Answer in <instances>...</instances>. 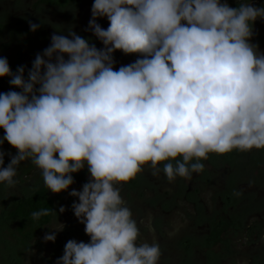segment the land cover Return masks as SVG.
<instances>
[{"label": "clouds", "instance_id": "9594fccd", "mask_svg": "<svg viewBox=\"0 0 264 264\" xmlns=\"http://www.w3.org/2000/svg\"><path fill=\"white\" fill-rule=\"evenodd\" d=\"M237 2L93 0L86 30L102 48L71 30L53 33L27 78L26 66L13 72L0 56V78L20 89L0 92V146L17 150L6 167L0 150V183L14 186L30 160L59 194L87 165L88 181L69 195L90 240H68L56 264H159V243H137L140 228L117 185L144 165L172 182L202 172L209 154L264 149V52L251 42L264 7ZM116 51L140 58L116 69ZM64 228L56 220L44 241Z\"/></svg>", "mask_w": 264, "mask_h": 264}, {"label": "rangeland", "instance_id": "374dc122", "mask_svg": "<svg viewBox=\"0 0 264 264\" xmlns=\"http://www.w3.org/2000/svg\"><path fill=\"white\" fill-rule=\"evenodd\" d=\"M236 1L227 0L229 6ZM34 2L0 0V23L7 28L0 38V56L6 57L10 66L20 56L23 65L31 68L36 54L42 53L50 45L53 33L68 35L71 30L97 48L103 47L93 33L86 30L91 19L93 0H76L65 8L52 5L34 7ZM251 2L254 6L264 7V0ZM106 20L97 18V23L106 29L109 26ZM29 22L40 27L33 32ZM253 27L251 42L264 52V20H257ZM23 28L28 31L21 33ZM138 58V54L125 55L116 51L115 68L128 65ZM3 135L4 130L0 128V137ZM0 150L5 153L6 167L16 151L7 141L0 146ZM218 158L209 154L207 160L201 161L204 170L193 173L190 179L177 177L169 182L162 171L154 175L150 165H144L133 180L117 185L140 228L137 243H152L153 240L159 243L162 253L159 264H180L181 256L189 248L187 241L193 242L187 255L192 264H205L203 261L206 258L211 262L209 264H252L253 260L260 258L264 262V149L237 151L233 158L235 168L232 176L229 173L230 166L221 164ZM72 175L75 182L68 191L54 194L48 190L57 216L53 214L50 223L38 232L25 249L14 246L3 219L12 201L26 197L38 187L44 186L40 170L30 160L22 161L14 177L15 185L9 187L6 183H0V264H56L58 258L52 256L56 246L66 244L70 239L89 242L90 237L85 234L84 225L79 223L72 211L71 206L74 201L78 202V198L69 195L72 189L81 190L82 185L88 181L87 165ZM234 185L235 193L240 194L235 195L234 204L223 207L222 204L227 201L224 193H228ZM61 206L66 209L62 214L59 213ZM202 210L205 211L206 219L194 225L197 217L200 219L203 216ZM211 217L225 219L227 227L218 243L206 248L204 243L210 232V224L206 220ZM56 220L63 223L65 228L56 233L54 243L45 242L43 237L45 233L54 231L52 228ZM253 225L260 228L254 230L255 234L249 230ZM16 257L17 263L13 261Z\"/></svg>", "mask_w": 264, "mask_h": 264}, {"label": "trees", "instance_id": "16d2710c", "mask_svg": "<svg viewBox=\"0 0 264 264\" xmlns=\"http://www.w3.org/2000/svg\"><path fill=\"white\" fill-rule=\"evenodd\" d=\"M75 1L76 0H35L34 7H37L39 5H52L59 8H65L73 4ZM231 7H238V2L236 1L234 4H232ZM6 30L7 28L0 23V38ZM27 31L28 30L25 28L20 30L21 33ZM18 66H24L20 56L14 59L10 67L12 71L15 72ZM28 69L30 68L26 67L25 78H27ZM9 79V77L0 78V92H7L9 90L20 91V89L11 88ZM13 149L17 153V150L15 148ZM41 209H49V211H51L52 209L54 211V202L48 193V189L45 186L38 187L28 196L16 199L8 205L3 220L8 226V237L13 240L14 246L25 249L29 245V243L37 236L38 232L50 223L53 214L48 216H41L37 220H34L32 218V213ZM69 212L71 213V211ZM226 227L227 223L225 222V219H213L211 222L210 234L206 237L204 246L206 248H211L213 247V245L218 243L220 235L223 233ZM64 246L65 244L56 246L52 251V256L55 258H60L63 255ZM17 260V257L13 259V261L16 263ZM208 263L211 262L208 261Z\"/></svg>", "mask_w": 264, "mask_h": 264}, {"label": "flooded vegetation", "instance_id": "af4514ba", "mask_svg": "<svg viewBox=\"0 0 264 264\" xmlns=\"http://www.w3.org/2000/svg\"><path fill=\"white\" fill-rule=\"evenodd\" d=\"M232 4H234V3H232ZM232 4H230V6H232ZM108 20H106V22H107ZM237 151H239V150H233L232 152H229V153H226V154H223V155H218V154H215V153H212L211 154V156L213 155H215L217 158H218V160H220V162H221V164H223V163H225V164H228L229 166H230V169H229V173H230V175L232 176V171H233V169L235 168V163L233 162L234 161V155L237 153ZM235 152V153H234ZM223 166V165H222ZM205 181V180H204ZM233 189V190H232ZM231 190H229L228 191V193H224V199L226 200L227 199V201H225L222 205H223V207H229V204L230 205H232V204H234L235 203V201H236V198H234L235 197V195H234V193H235V185L233 186V188H232ZM193 194L195 195V197H197V195H196V193H195V191L193 192ZM194 195H193V197H194ZM195 201V200H194ZM199 202V201H198ZM229 202V203H228ZM204 210H202L201 211V213H203V216H204ZM201 217L200 219H198L199 217H197V219H196V221H194L193 222V224L195 225V223L196 224H198V223H203L204 222V220L206 219L205 218V216L204 217ZM205 218V219H204ZM213 219H217V217L216 218H213V217H211V219H207L206 221H208V225H209V227H208V229H210L211 230V222H212V220ZM205 221V222H206ZM257 228L260 230V228L259 227H257V225H253V227H251V228H249V230H253V232L252 233H254V230L255 231H257ZM261 230H262V228H261ZM210 234V232L208 231V235ZM255 234V233H254ZM196 242V241H195ZM187 243L189 244V248H187V250H185V252H184V254L181 256V261L179 262L180 264H192L191 263V260H189L188 259V253L187 252H189L190 250H191V248H190V246L193 244V242L192 241H187ZM186 243V244H187ZM197 243V242H196ZM191 253V252H190ZM222 257V256H221ZM178 260H180V258L178 259ZM203 262H205V264H209L208 263V259L206 258V260H204ZM264 262H263V260L260 258L259 260L257 259V260H253V263L252 264H263ZM177 264V263H176ZM204 264V263H203Z\"/></svg>", "mask_w": 264, "mask_h": 264}]
</instances>
